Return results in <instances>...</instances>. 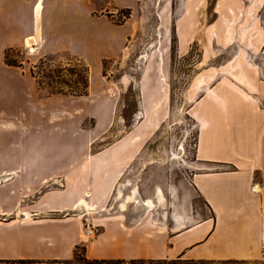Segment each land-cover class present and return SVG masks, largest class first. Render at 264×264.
Here are the masks:
<instances>
[{
	"label": "crops",
	"instance_id": "1",
	"mask_svg": "<svg viewBox=\"0 0 264 264\" xmlns=\"http://www.w3.org/2000/svg\"><path fill=\"white\" fill-rule=\"evenodd\" d=\"M134 7L135 0H0V107L27 96L15 117L0 112V132L19 138L17 149L0 150V264H264V80L256 94L215 88L196 102L197 171L188 178L195 197L185 205L157 198L161 186L145 199L111 198L145 139L126 133L92 153L115 99L92 75L88 94L75 97L47 95L32 76L50 55H119L135 32ZM122 10L129 14L118 23ZM7 50H24L28 68L7 65ZM87 118L95 122L89 130L81 128Z\"/></svg>",
	"mask_w": 264,
	"mask_h": 264
},
{
	"label": "rangeland",
	"instance_id": "2",
	"mask_svg": "<svg viewBox=\"0 0 264 264\" xmlns=\"http://www.w3.org/2000/svg\"><path fill=\"white\" fill-rule=\"evenodd\" d=\"M133 10L135 32L116 57L98 62L88 55L82 62L57 54L41 58L30 69L45 94L52 71L60 69L53 83L66 90L62 82L74 86L76 74L84 77L87 70L95 88L107 89L115 99L111 126L89 147L92 153L126 133L145 139L137 146L141 155L111 198L145 199L161 186L163 196L187 205L195 197L188 178L197 171L196 117L201 105L196 102L215 88L256 94L264 80V0H135ZM128 14L119 11L116 22ZM9 59L28 68L24 50L9 52ZM16 97L2 102L6 107L0 112L15 117L16 103H25L27 96ZM94 123L87 118L81 128L89 130ZM18 143L15 131L0 132V150H15ZM86 192L89 197L91 191Z\"/></svg>",
	"mask_w": 264,
	"mask_h": 264
},
{
	"label": "trees",
	"instance_id": "3",
	"mask_svg": "<svg viewBox=\"0 0 264 264\" xmlns=\"http://www.w3.org/2000/svg\"><path fill=\"white\" fill-rule=\"evenodd\" d=\"M13 50H7L4 53V61L7 65L9 66H18L13 62L12 60L9 59V52ZM60 69H56L51 72V74L47 75V78L50 79L51 83L46 84V90L48 95H68V96H85L88 94V86H89V80H88V72L85 70L86 74L84 77H81L79 74H76L77 81L73 82L74 86L69 85L67 82H62L66 90L61 89L57 87L56 85L58 83H53L54 77L57 78L58 75L60 74ZM74 73V72H73ZM75 74V73H74ZM80 83V88L76 86V84ZM61 84V83H60ZM38 86H41V83L38 82Z\"/></svg>",
	"mask_w": 264,
	"mask_h": 264
},
{
	"label": "bare ground",
	"instance_id": "4",
	"mask_svg": "<svg viewBox=\"0 0 264 264\" xmlns=\"http://www.w3.org/2000/svg\"><path fill=\"white\" fill-rule=\"evenodd\" d=\"M27 46L30 47V44H28ZM30 52H33V49H30ZM85 196L87 197V196H88V193H86ZM162 196H163V195L161 194L160 190L157 189V190H156V197H157V198H162ZM85 204H86V203H85ZM150 204H151V202H150V200H148V201L146 202V205L149 206ZM86 208H87V210H91L90 207H86Z\"/></svg>",
	"mask_w": 264,
	"mask_h": 264
},
{
	"label": "built area",
	"instance_id": "5",
	"mask_svg": "<svg viewBox=\"0 0 264 264\" xmlns=\"http://www.w3.org/2000/svg\"><path fill=\"white\" fill-rule=\"evenodd\" d=\"M89 233L92 232L91 230L88 231ZM93 232H96V231H93Z\"/></svg>",
	"mask_w": 264,
	"mask_h": 264
}]
</instances>
